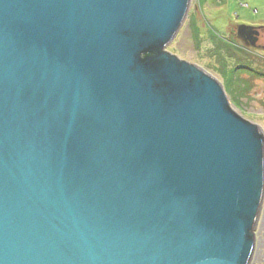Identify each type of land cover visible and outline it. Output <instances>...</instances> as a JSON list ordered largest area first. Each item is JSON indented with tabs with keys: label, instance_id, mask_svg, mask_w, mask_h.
Wrapping results in <instances>:
<instances>
[{
	"label": "water",
	"instance_id": "obj_1",
	"mask_svg": "<svg viewBox=\"0 0 264 264\" xmlns=\"http://www.w3.org/2000/svg\"><path fill=\"white\" fill-rule=\"evenodd\" d=\"M190 4L0 0V264H251L264 131L166 50Z\"/></svg>",
	"mask_w": 264,
	"mask_h": 264
},
{
	"label": "rangeland",
	"instance_id": "obj_2",
	"mask_svg": "<svg viewBox=\"0 0 264 264\" xmlns=\"http://www.w3.org/2000/svg\"><path fill=\"white\" fill-rule=\"evenodd\" d=\"M243 24L257 30L256 46L237 34ZM166 50L215 77L231 107L264 131V0H191ZM254 234L253 264H264V196Z\"/></svg>",
	"mask_w": 264,
	"mask_h": 264
},
{
	"label": "flooded vegetation",
	"instance_id": "obj_3",
	"mask_svg": "<svg viewBox=\"0 0 264 264\" xmlns=\"http://www.w3.org/2000/svg\"><path fill=\"white\" fill-rule=\"evenodd\" d=\"M259 243V242H258ZM258 254V253H257ZM257 256V255H256ZM253 260H254V257H253ZM253 260H252V262H251V264H253Z\"/></svg>",
	"mask_w": 264,
	"mask_h": 264
},
{
	"label": "bare ground",
	"instance_id": "obj_4",
	"mask_svg": "<svg viewBox=\"0 0 264 264\" xmlns=\"http://www.w3.org/2000/svg\"><path fill=\"white\" fill-rule=\"evenodd\" d=\"M235 53V52H234ZM239 54V53H238ZM226 60V59H225ZM242 61V60H241ZM253 258V257H252ZM252 262V261H251Z\"/></svg>",
	"mask_w": 264,
	"mask_h": 264
}]
</instances>
